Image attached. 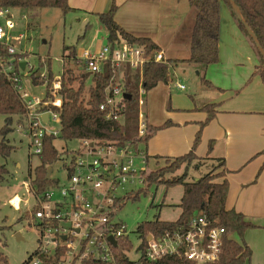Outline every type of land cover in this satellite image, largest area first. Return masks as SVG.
<instances>
[{"label": "built area", "instance_id": "1", "mask_svg": "<svg viewBox=\"0 0 264 264\" xmlns=\"http://www.w3.org/2000/svg\"><path fill=\"white\" fill-rule=\"evenodd\" d=\"M12 9L0 7V71L26 108L24 131L29 137L32 154L39 155L42 153L43 138L47 134L56 138L59 133V130L48 131L47 126L51 121L61 122L59 110L63 103L60 92L63 73L50 81L49 73L42 75L30 63L19 48L25 34H15L18 22ZM74 61L91 74L103 73L107 65L111 67L113 75L100 109L106 112V119L121 120L119 112L126 94V69L142 73L147 63H167L168 59L162 50L156 49L150 55L145 45L121 41L107 42L94 52L88 49L77 51ZM22 62H25L24 68L21 67ZM34 75L46 83L44 97L33 95L25 87L24 77L30 76L32 83ZM146 93L141 84L140 103ZM45 113L47 121L43 119ZM139 120L138 136L141 138L147 132L148 123L142 115H139ZM21 127L19 125L18 130L22 131ZM149 161L144 147L84 139L66 163L68 175L64 185L50 187L41 193L32 181L26 183L36 198L31 216L40 229V236L34 254L23 264H82L88 259L119 264L116 249L122 248V242L129 238L126 225L113 220L119 210L116 203L124 198L120 191L125 184L144 182ZM55 187L59 189V199L55 198ZM21 203L19 195L10 201L16 210L21 209ZM225 239V228L212 223L201 211L191 219L186 229H169L160 235H148L146 248L141 249V256L134 262L141 259L155 262L167 256H176L195 264H212L220 259ZM121 250L127 256L129 249ZM0 264L9 263L0 260Z\"/></svg>", "mask_w": 264, "mask_h": 264}, {"label": "trees", "instance_id": "2", "mask_svg": "<svg viewBox=\"0 0 264 264\" xmlns=\"http://www.w3.org/2000/svg\"><path fill=\"white\" fill-rule=\"evenodd\" d=\"M242 14L250 27L258 37L264 48V0H235ZM191 5L198 10L197 17L192 34L191 56L186 60L179 61L180 64H191L203 69L209 65L216 64L220 60L219 43L221 38V8L225 4L230 8L232 16L235 18L240 30L247 36L254 50L259 57V64L253 73V76L259 75L264 84V57L259 52L253 39L249 35L244 24L239 20L229 0H190ZM0 7L21 8L26 10H36L39 8H59L63 12H68L71 8L68 0H0ZM117 6L113 4L111 8L104 13L98 14L99 20L108 31V42L128 41L130 43L145 45L150 55L158 49L151 39L145 37H136L125 31L115 20ZM67 56V65H64L62 75L63 97L60 111L61 130L60 137L63 140H90L93 142L116 141L121 145L131 144L134 147L147 148L150 138L156 130L165 126L173 125L172 121H167L164 125L153 127L148 125L144 137L137 134L138 118L140 113V95L139 86L142 84L146 92L154 89L160 83H168L171 80L172 66L167 63H158L151 61L147 63L142 73L139 70L127 68L125 72V92L131 95L125 97L121 104L122 109L119 112L123 120L106 119V112L100 109V105L107 96V87L110 85L113 71L109 65L105 71L100 74L88 75L86 71L76 73V68L72 66L75 63L76 47H65ZM51 60H49L50 66ZM76 64V63H75ZM34 84L44 83L41 77L34 75ZM54 75L50 69L49 80L52 81ZM91 84L87 85V81ZM205 86L212 88L213 85L203 76ZM88 95V96H86ZM215 104H209L204 107L207 118L201 123L200 130L192 149L174 159H167V165L159 169L145 173L144 182L166 183L168 186L181 185L183 187V196L181 198V214L176 221H162L159 217L153 221H147L139 224L137 232L142 237L141 249H145L146 237L150 234L160 235L166 230L183 228L189 226L191 219L203 211L209 220L223 226L226 230V239L223 247V253L220 259L212 264H244L251 258L252 251L244 241V233L253 228V225L246 221L244 215L233 209H227L226 202L229 192V182L225 178L227 170L225 169L224 159H218L216 166L212 171L202 175L198 180L188 181L186 176L178 172L185 164H191L198 157L196 150L200 145L202 131L215 117ZM58 110L57 108H54ZM0 114L5 115V123L0 129V155L8 157L11 155L15 146L7 138L12 130L13 118H17L18 125H26V108L20 97L16 94L12 84L0 71ZM55 137L47 134L43 138L42 153L39 154L40 164L34 169L32 183L38 192H44L50 187L57 186L58 179H47L49 167L60 159V153L54 145ZM213 149V142L209 144L210 154ZM9 171L6 165L0 164V186L6 180ZM167 175L173 178L166 180ZM134 198L136 196H133ZM132 198L130 193L122 200L117 201V207L121 208L125 200ZM239 235L242 242L233 239V235ZM132 243L129 239L122 242V248L131 250ZM122 248L116 249L117 260L119 264H195L191 261L180 259L176 256H167L155 262H148L144 259L140 261H130L123 253ZM0 260L7 262L5 255L0 253ZM82 264H112L97 261L93 259L84 260Z\"/></svg>", "mask_w": 264, "mask_h": 264}, {"label": "crops", "instance_id": "3", "mask_svg": "<svg viewBox=\"0 0 264 264\" xmlns=\"http://www.w3.org/2000/svg\"><path fill=\"white\" fill-rule=\"evenodd\" d=\"M68 2L71 8L69 12L73 11L83 17L90 15L96 24L98 14L107 12L115 4L116 22L136 37L151 39L164 52L171 65L176 66V69L172 68L171 79L177 75L179 61L191 56L192 34L198 10L191 5L190 0ZM221 17L219 62L205 69L195 65L194 68L200 69L199 75L204 70L206 80L215 89H220L216 85L217 78L220 79L221 74H231L227 66L232 67L234 72L231 80L235 87L232 95L221 93L206 101L200 98L203 91L199 89L190 94L171 93L165 111L166 117L158 124L151 123L148 116L146 118L148 125L153 127L162 126L169 120L173 125L156 130L146 150L149 163L153 162L157 168L167 159L188 153L193 147L201 123L207 118L204 107L215 104V117L202 131L201 142L196 150L198 158L195 160L199 163L194 165V170L201 173V169L206 168L208 171L216 166L218 159H224L227 170L225 178L229 182L226 207L240 212L253 225L243 236L252 251L248 264H264V84L259 75L253 76L259 57L227 6H222ZM106 34L108 36V32ZM64 70L63 67L62 73ZM171 81L160 83L154 89L161 84L168 88ZM210 142H213V149L208 154ZM202 162H207L208 165H202ZM191 165L192 163L189 167ZM187 173L189 175L192 172L188 169ZM233 239L242 242L237 234L233 235Z\"/></svg>", "mask_w": 264, "mask_h": 264}, {"label": "rangeland", "instance_id": "4", "mask_svg": "<svg viewBox=\"0 0 264 264\" xmlns=\"http://www.w3.org/2000/svg\"><path fill=\"white\" fill-rule=\"evenodd\" d=\"M222 6L226 7L225 4ZM227 8L229 7L227 6ZM12 10L18 22L15 34H25L19 48L42 75H48L50 69L55 78L62 74L64 65H67V60L64 62V58L67 56L65 47H76L77 51L88 49L94 52L107 44L106 33L108 31L106 27L101 24L100 20H98V24L94 23L90 15L83 17L73 11L63 12L56 7L36 10L13 8ZM24 15H26L25 19L23 18ZM245 37L247 38L246 35ZM49 60H51L50 66ZM72 66L76 68V73L85 71L82 65L72 63ZM178 66L177 75L171 79L168 88L165 84H161L158 88L150 90L141 97L139 114L144 116L146 122V116L153 124H158L161 122L160 120L166 117L165 111L171 93L174 95L177 93L190 94L196 93L199 89L203 92L200 91L198 95L200 96L202 92L200 98L206 101L212 100L221 93H226L228 96L232 95V90L235 87H233L231 76L234 70L229 65L227 67L230 68L231 74L227 76L221 74L220 79L217 78L216 85L220 89L205 86L203 82L204 70L199 75L200 69L194 68V65L179 64ZM173 68L176 69V66L174 65ZM236 73L238 75L239 71L237 70ZM31 78L32 83L30 76L24 77L25 87L33 95L44 97L46 83L36 85L34 78ZM90 84L91 80L87 81V85ZM182 86H184L183 90H181ZM202 86L203 88H201ZM5 118V115L0 114V129L5 123ZM139 123L138 118V126ZM11 127L12 130L8 133L7 138L15 146V149L8 157L0 155V164L6 165L9 171L6 180L0 186V253L6 256L9 264H23L34 254L40 236V229L31 216L33 207L36 205V198L33 191L26 186V183L33 180L34 169L40 164V159L30 150L29 137L24 131L25 125L21 127L22 131L18 130L17 118L14 117ZM47 129L48 131L59 130L54 145L60 153V159L53 166L52 178L59 180L57 186H62L65 184L68 175L66 163L69 162L71 154L81 146V140H63L60 137V123L51 121ZM168 163V161L164 162L161 167ZM198 163V160L193 161L191 167H189L190 164H185L178 173L186 176L188 181H193L214 168L212 167L208 171L203 168L201 173H198V170H194V165ZM202 165H208V163L202 162ZM159 168L150 162L147 166V172ZM188 169L192 172L189 175ZM172 178V175L166 176V180ZM55 192V198L59 199L60 194L57 187H55ZM120 193L122 197L130 193L132 198L125 200L123 206L118 208L119 210L113 220L121 221L126 225L128 238L133 245V248L126 254L129 259L134 261L141 256L143 240L137 232V227L143 222L153 221L158 217L162 221H176L181 214L180 203L183 187L181 185L168 186L166 183H141L137 181L134 184H125ZM16 195L22 198L20 210H16L10 205L11 199ZM17 233H20L22 239H17ZM244 264H248V262Z\"/></svg>", "mask_w": 264, "mask_h": 264}, {"label": "water", "instance_id": "5", "mask_svg": "<svg viewBox=\"0 0 264 264\" xmlns=\"http://www.w3.org/2000/svg\"><path fill=\"white\" fill-rule=\"evenodd\" d=\"M229 2H230V4L232 5L234 11L236 12V14H237L239 20H240V21L244 24V26L246 27V29H247L249 35H250L251 38L253 39V41H254L256 47L258 48L259 52H260V53L263 55V57H264V48L262 47V45H261V43H260L258 37L256 36L255 32L253 31V29L250 27V25H249L248 22L246 21V19H245L244 15L242 14V12H241L239 6L236 4L235 0H229ZM24 66H25V62H22V63H21V67L24 68ZM88 75H91V73H88ZM130 96H131V95H129V94H125V95H124V97H128V98H130ZM47 117H48V115L45 113V114L43 115V119H44V121H47ZM53 171H54V170H53L52 167H49V168H48L47 176H46L47 179H50V178H51ZM16 236H17V239H22L20 233H17ZM149 239H150V238H149ZM149 239H148V240H149ZM113 242H114V244L116 243L115 241H113Z\"/></svg>", "mask_w": 264, "mask_h": 264}]
</instances>
